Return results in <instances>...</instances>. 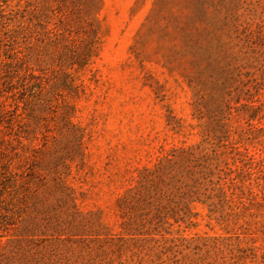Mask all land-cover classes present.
Wrapping results in <instances>:
<instances>
[{
    "label": "rangeland",
    "instance_id": "374dc122",
    "mask_svg": "<svg viewBox=\"0 0 264 264\" xmlns=\"http://www.w3.org/2000/svg\"><path fill=\"white\" fill-rule=\"evenodd\" d=\"M0 264H264V0H0Z\"/></svg>",
    "mask_w": 264,
    "mask_h": 264
}]
</instances>
